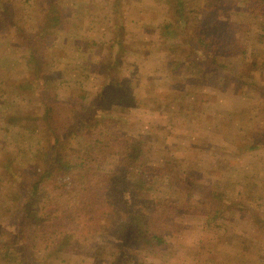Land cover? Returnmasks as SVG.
Listing matches in <instances>:
<instances>
[{
    "label": "rangeland",
    "instance_id": "1",
    "mask_svg": "<svg viewBox=\"0 0 264 264\" xmlns=\"http://www.w3.org/2000/svg\"><path fill=\"white\" fill-rule=\"evenodd\" d=\"M51 2L61 22L40 38ZM105 71L126 98L97 107ZM91 106L116 135L90 169L124 177L126 207H148L135 229L162 242L103 235L29 264H264V0H0V264H27L14 245L32 193L65 201L68 176L41 175L55 149L92 146ZM127 145L140 169L120 165Z\"/></svg>",
    "mask_w": 264,
    "mask_h": 264
},
{
    "label": "trees",
    "instance_id": "2",
    "mask_svg": "<svg viewBox=\"0 0 264 264\" xmlns=\"http://www.w3.org/2000/svg\"><path fill=\"white\" fill-rule=\"evenodd\" d=\"M55 6L54 2L48 4L45 22L37 32L40 38L45 36L47 29L54 31L61 22V14ZM166 27L169 28V26ZM44 38L46 39V37ZM116 44L121 45V39ZM109 65L106 64L104 67L110 70ZM104 73L107 79L106 87L110 88V92L99 95L94 103L97 107L106 103L114 104L117 100L121 101L126 98L125 91L118 79L111 76L108 71ZM43 109L44 126L47 131L51 132V123L49 122L52 118L51 113L55 110L50 100L43 102ZM89 110V112L84 111V115L78 122L79 126H83L85 130L91 132L96 128V125H100V122L103 123L96 139L91 141L92 146L88 144L85 150L55 149L41 175V179L53 175L56 177L62 174L68 176L69 181L61 185V188L67 193L65 201L61 203L52 201V204L46 208L40 202L36 205L34 201L38 196L32 193L26 201L28 204L18 208L19 218L26 214V219L23 221L28 223L24 225L28 237L21 238V241L14 246L20 249L22 259L27 264H29L28 257L30 258L37 251H44L48 255L60 252L92 251L93 249H89L88 243L97 236L103 235H111L127 241L130 240L129 235H132V241L145 238L151 244L154 241L156 243L162 242V238L156 233H151L147 226L143 227V231L139 228L135 229L136 224H147L148 207L146 202L135 204L134 207H130L132 205L126 207L125 202H123V194H121V181L124 177L117 174H100L90 169L89 161L92 159V154L102 147L104 141L107 140L105 138H109L111 133L113 134L112 139L115 138L114 126L116 121L109 118H95L93 106ZM70 113L73 114L74 111L72 110ZM69 128L73 129L75 126ZM55 143L56 145L59 143L58 138H55ZM118 153L122 156V160L119 161L120 165L141 168L138 163L140 160L138 148L127 145L119 147ZM43 208L46 211L40 213ZM121 213L123 215H120ZM16 248L11 250L10 247H7L6 251L11 253L14 250L15 252Z\"/></svg>",
    "mask_w": 264,
    "mask_h": 264
},
{
    "label": "crops",
    "instance_id": "3",
    "mask_svg": "<svg viewBox=\"0 0 264 264\" xmlns=\"http://www.w3.org/2000/svg\"><path fill=\"white\" fill-rule=\"evenodd\" d=\"M264 165V164H263Z\"/></svg>",
    "mask_w": 264,
    "mask_h": 264
}]
</instances>
